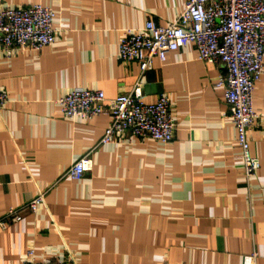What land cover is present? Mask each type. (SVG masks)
Returning a JSON list of instances; mask_svg holds the SVG:
<instances>
[{
	"label": "crops",
	"instance_id": "0c3cea01",
	"mask_svg": "<svg viewBox=\"0 0 264 264\" xmlns=\"http://www.w3.org/2000/svg\"><path fill=\"white\" fill-rule=\"evenodd\" d=\"M186 0H0V9L39 4L54 13L55 40L38 52L0 47V218L37 194L35 212L0 227V264H264V63L253 91L250 153L243 172L220 64L193 44L141 73L118 57L126 30L175 22ZM106 99L165 95L174 124L168 144L129 134L100 144L108 116L65 119L57 101L73 89ZM89 155L81 178L68 168Z\"/></svg>",
	"mask_w": 264,
	"mask_h": 264
},
{
	"label": "built area",
	"instance_id": "2783aa9c",
	"mask_svg": "<svg viewBox=\"0 0 264 264\" xmlns=\"http://www.w3.org/2000/svg\"><path fill=\"white\" fill-rule=\"evenodd\" d=\"M54 16L49 8L39 4L0 9V47L4 51L38 52L50 46L55 40ZM188 44L195 46L199 61L224 68V75L215 86L224 90L243 172L247 178L252 177L260 167L259 159L250 153L248 133L257 119L253 91L263 72L264 0H186L183 12L171 24L161 27L148 21L141 29L126 30L120 39L118 57L123 63H136L144 73L153 68L154 60L163 63L167 53ZM6 101L7 95L0 91V108ZM57 104L68 120L108 116L109 124L100 144L126 133L161 144L173 140L175 129L165 95L145 103L139 88L109 100L102 91L77 88L62 96ZM91 168L92 160L86 155L68 168L67 175L79 179ZM43 201V194L39 193L25 206L8 210L0 218V227L19 221L23 210L35 212ZM32 253L27 252L22 264H56L37 262ZM256 257L255 252L245 256L244 264H257Z\"/></svg>",
	"mask_w": 264,
	"mask_h": 264
}]
</instances>
